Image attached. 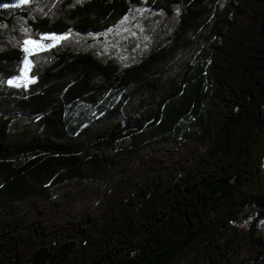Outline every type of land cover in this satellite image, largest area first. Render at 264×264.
I'll list each match as a JSON object with an SVG mask.
<instances>
[{
    "label": "trees",
    "instance_id": "16d2710c",
    "mask_svg": "<svg viewBox=\"0 0 264 264\" xmlns=\"http://www.w3.org/2000/svg\"><path fill=\"white\" fill-rule=\"evenodd\" d=\"M20 2L0 0V264H264V0ZM141 10L130 59L81 40ZM48 33L70 36L10 87Z\"/></svg>",
    "mask_w": 264,
    "mask_h": 264
},
{
    "label": "rangeland",
    "instance_id": "374dc122",
    "mask_svg": "<svg viewBox=\"0 0 264 264\" xmlns=\"http://www.w3.org/2000/svg\"><path fill=\"white\" fill-rule=\"evenodd\" d=\"M21 3V2H20ZM35 9V13L46 12L45 7ZM154 15L147 13L146 11H138L131 14L129 18L123 21L118 27L111 30L105 35L98 36L101 39H96V37L88 36L82 37V41L88 40L92 41V45L103 50V51H113L117 53L118 56L122 57L124 60L130 59L132 54L138 52L142 48L144 41L146 40L147 32L149 29V23L153 21ZM160 21V20H159ZM70 34H41L39 39L32 37H27L23 41L22 48L25 52L24 60L22 62V68L19 76L10 78L8 80V85L13 88H28L29 85L36 81V77L32 74V69L34 66V61L32 59L33 55L48 51L53 47L58 46L65 40L69 39ZM96 39V40H95ZM79 42H82V41ZM95 40V41H94ZM25 41H30V43H25ZM11 82V83H10ZM120 97V93L112 92L109 94L106 104L103 109H107L117 103ZM90 109L88 106L83 104L75 105L73 108L74 115L78 116L81 113H87L92 116V118L98 117L100 115L101 107L97 110ZM94 113V114H93ZM264 164V159H263ZM244 228H247V222L242 224ZM264 233V231L262 230Z\"/></svg>",
    "mask_w": 264,
    "mask_h": 264
},
{
    "label": "snow or ice",
    "instance_id": "6c2138e0",
    "mask_svg": "<svg viewBox=\"0 0 264 264\" xmlns=\"http://www.w3.org/2000/svg\"><path fill=\"white\" fill-rule=\"evenodd\" d=\"M28 2V0H21V3H27ZM25 43L27 44V43H30V41H25ZM11 83V82H10Z\"/></svg>",
    "mask_w": 264,
    "mask_h": 264
}]
</instances>
